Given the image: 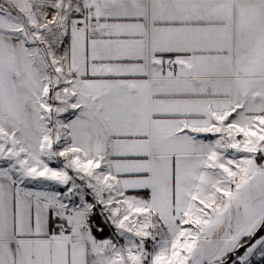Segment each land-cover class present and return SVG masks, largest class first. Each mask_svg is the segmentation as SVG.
I'll return each instance as SVG.
<instances>
[{"label": "snow or ice", "instance_id": "snow-or-ice-1", "mask_svg": "<svg viewBox=\"0 0 264 264\" xmlns=\"http://www.w3.org/2000/svg\"><path fill=\"white\" fill-rule=\"evenodd\" d=\"M0 264H264V0H0Z\"/></svg>", "mask_w": 264, "mask_h": 264}]
</instances>
